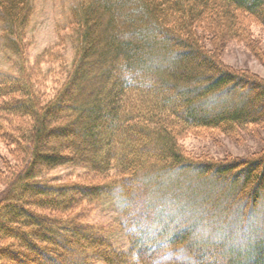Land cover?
Returning <instances> with one entry per match:
<instances>
[{
	"label": "trees",
	"instance_id": "16d2710c",
	"mask_svg": "<svg viewBox=\"0 0 264 264\" xmlns=\"http://www.w3.org/2000/svg\"><path fill=\"white\" fill-rule=\"evenodd\" d=\"M32 10L33 0H0V47L23 64ZM68 15L73 60L61 66L67 73L56 91L46 96L38 90L25 65L20 77H0V144L23 158L0 181V264H156V250L145 252L137 238H131L130 262L94 227L76 220L73 209L76 198L94 202L114 191L123 198L133 192L139 201L141 187L162 185L171 174L223 179L251 206L263 199L264 151L243 160L199 162L184 155L178 139L192 130L235 136L264 128V80L223 66L215 52L221 41L248 34L245 19L264 30V0H73ZM208 37L216 39L213 48L207 49ZM229 90L246 91L231 110L217 106ZM201 104L206 109L199 110ZM68 165L102 183L43 178ZM143 221L136 220V230ZM187 237L174 236L168 246ZM209 256L194 263L224 264Z\"/></svg>",
	"mask_w": 264,
	"mask_h": 264
},
{
	"label": "rangeland",
	"instance_id": "374dc122",
	"mask_svg": "<svg viewBox=\"0 0 264 264\" xmlns=\"http://www.w3.org/2000/svg\"><path fill=\"white\" fill-rule=\"evenodd\" d=\"M72 3L73 0H33V10L24 31L27 46L24 64L0 47V77H20L19 67L25 65V72L27 68L33 69V82L44 95L52 94L63 84L67 72L61 66L69 67L73 60L68 15ZM243 23L247 27V37L242 35L221 41L215 49L218 61L223 66L246 71L264 80V30L252 18L243 20ZM208 39L207 49L213 48L216 39ZM46 53L50 56H44ZM237 92H223L218 97L217 106L225 104L231 110L229 104H236L246 91ZM204 107L206 109L201 104L198 109ZM78 108L84 113L90 109L89 106ZM214 109L213 112H219L217 107ZM206 114L199 116L209 117ZM74 131L79 134L76 128ZM49 143H43L45 151H48ZM178 145L188 159L199 162L243 160L264 151V128L251 127L235 136H226L215 130H192L178 139ZM19 156V151L0 144V174L3 175L0 181L9 178L8 173L13 174L20 167L23 158ZM43 178L51 184L102 183L99 176L81 166L71 165L47 171ZM163 180L162 185L150 182L141 187L139 201H133V192H130L132 196L123 198L118 191L94 202L76 198L73 216L94 227L118 253L129 256L133 249L131 238H137L145 245V252L156 250V264H195V257L207 255L224 264H264V196L257 205L251 206L237 198L233 186L223 179L199 178L192 172L171 174L168 178L163 176ZM2 187L0 185V190ZM147 196H151L148 200L153 205L147 204ZM130 203L131 208L125 210ZM146 209L151 213L148 212L144 221L140 220ZM129 217L131 222L127 220ZM136 220L144 223L138 230L136 227L140 225L135 223ZM184 233L188 237L183 244L168 246L174 236ZM146 238L150 240L147 244L144 242ZM132 255L129 261L134 263ZM91 263L102 264L100 261Z\"/></svg>",
	"mask_w": 264,
	"mask_h": 264
}]
</instances>
